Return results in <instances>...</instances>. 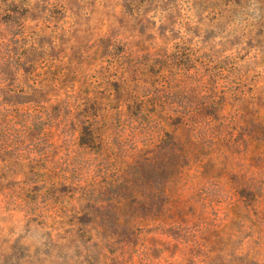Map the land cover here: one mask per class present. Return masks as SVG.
<instances>
[{"label": "rangeland", "instance_id": "rangeland-1", "mask_svg": "<svg viewBox=\"0 0 264 264\" xmlns=\"http://www.w3.org/2000/svg\"><path fill=\"white\" fill-rule=\"evenodd\" d=\"M27 58L40 60L28 86L55 72L42 99L51 113L59 100L54 124L17 115L47 118L13 88L24 72L12 85L1 70ZM109 68L110 81L183 87L187 126L143 130L123 106L101 162L80 145L77 106ZM166 133L191 158L133 176L148 151L160 168ZM0 264H264V0H0Z\"/></svg>", "mask_w": 264, "mask_h": 264}, {"label": "trees", "instance_id": "trees-1", "mask_svg": "<svg viewBox=\"0 0 264 264\" xmlns=\"http://www.w3.org/2000/svg\"><path fill=\"white\" fill-rule=\"evenodd\" d=\"M131 6V8H133V4ZM104 47H107L109 55H115V53H112L115 49L114 47L111 45L109 46L108 44H104ZM31 50L33 52H37L38 49L32 48ZM22 61L23 60H18L16 62V66L14 67V65H12L14 60H9V63L7 62L5 66H1V70L4 75L11 77L8 82H12V85L16 83V79L20 71L24 72L23 78H25L26 82L18 84L15 87L13 86V88L21 92V95L25 97L28 92H26L24 88L28 86V82L30 80L36 81L35 78L40 76V74H35L40 60L27 58L25 62ZM150 67L149 72L152 68H155V62H152ZM147 68L148 66L146 65L145 69L147 70ZM109 70L110 68L103 71L104 73L102 72V82L98 85V87L102 89V91H100V96H90V86L92 84L85 82L84 87H86V89L81 90L84 97L81 98L82 103L77 106L79 111L77 116L81 131L79 138L80 145L85 150L97 153V158H99L101 162H103V157L106 154V151H109V148L105 147L106 143L103 138L104 133L112 124V118L116 117L120 121L122 120L121 107L123 106L127 109L128 118L134 121H139V125L143 128V130L150 128L155 129L162 126V123H168V125L176 128H184L187 126L185 121L187 118L190 119L193 114L191 113V106L188 98H186L187 94L183 87L175 90V87L170 83H162L159 80L151 82L150 79L146 81L147 85L144 87H141L139 81L136 79L127 80L121 77L117 81H110L106 74ZM50 71L51 70H46L42 74L43 79L40 81L39 88L28 86L31 89L30 94H28L30 95L28 99H31L30 101H32L36 107H40L39 112H42L43 115L47 116L46 120L43 118H37V114H18V110L16 109L17 115L23 116L26 123L31 121L30 126L36 127L39 124H54L53 116L55 115L53 113H55L56 110H59V100H57L55 106H52V113L49 112L50 107L46 108L42 104L44 103L42 99H45L47 94L54 91L55 88L58 87V80L53 79L55 72L51 73ZM102 100L107 101V103L102 102ZM215 103L216 102H213L212 104L214 105ZM109 112L115 113L109 114ZM207 119H210V117L206 118L204 123L201 122V126L208 125L211 122ZM197 124L198 122L196 125ZM186 144L187 147H194L192 142H186ZM186 146L181 143V140L177 136L166 133L165 138H161L160 143L155 145V148L164 152L165 156L160 168L153 172H150L147 169V164H152V159L154 158L153 152L148 151L145 154H140V156L143 157L142 160L145 163V166L143 167L142 164H139L135 169L133 176H153L155 174L157 176H172L177 174L181 169V163L183 161H188L191 158L190 152ZM99 166H97V172L104 176V168H99ZM36 175L40 176L39 173ZM122 187L126 189L129 186L125 185ZM165 197L167 199L165 188L162 190L160 188L159 193L157 192V194L151 196L150 198L151 210L146 211H149L154 216L162 213L165 209V200L163 199ZM132 199L136 200L132 202L131 205L133 206L137 202L136 196ZM137 204L139 203L137 202ZM159 204L162 206L160 205V207ZM142 205L143 204L140 206Z\"/></svg>", "mask_w": 264, "mask_h": 264}]
</instances>
